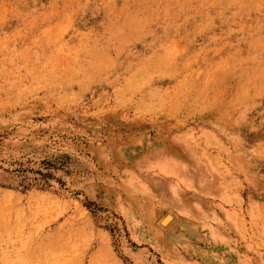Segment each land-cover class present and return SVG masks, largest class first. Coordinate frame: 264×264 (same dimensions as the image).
<instances>
[{"label":"rangeland","instance_id":"obj_1","mask_svg":"<svg viewBox=\"0 0 264 264\" xmlns=\"http://www.w3.org/2000/svg\"><path fill=\"white\" fill-rule=\"evenodd\" d=\"M0 264H264V0H0Z\"/></svg>","mask_w":264,"mask_h":264},{"label":"bare ground","instance_id":"obj_2","mask_svg":"<svg viewBox=\"0 0 264 264\" xmlns=\"http://www.w3.org/2000/svg\"><path fill=\"white\" fill-rule=\"evenodd\" d=\"M172 221V217H166L162 222V226L168 225Z\"/></svg>","mask_w":264,"mask_h":264}]
</instances>
